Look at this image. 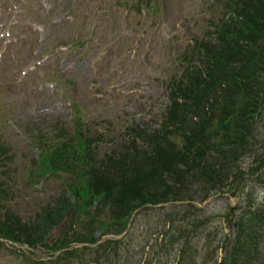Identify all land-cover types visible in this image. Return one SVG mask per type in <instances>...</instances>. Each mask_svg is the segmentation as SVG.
I'll use <instances>...</instances> for the list:
<instances>
[{
    "label": "rangeland",
    "instance_id": "rangeland-1",
    "mask_svg": "<svg viewBox=\"0 0 264 264\" xmlns=\"http://www.w3.org/2000/svg\"><path fill=\"white\" fill-rule=\"evenodd\" d=\"M230 1L0 0V220L8 214L32 222L57 199H74L65 185L69 177L79 187L77 174L45 170L40 178L35 172L63 132L65 138L79 133L83 143L88 139L80 149L96 160L133 143L150 148L137 132L161 125L169 103L165 83L181 74L194 37L214 35L211 21L219 23ZM261 122L256 148L264 140ZM239 164L247 172L256 162L245 154ZM259 174L247 172L236 183L231 174L229 188L204 200L199 194L139 203L121 232L114 231L118 225L109 232L105 226L94 231V244L71 246L81 249L79 264H243L249 253L241 236H261L258 245H264ZM67 218L50 236H75ZM0 241V264H28L24 255L50 264L59 254ZM107 241L116 253H101ZM263 256L246 264H264ZM227 257L230 262H223ZM72 264H78L75 258Z\"/></svg>",
    "mask_w": 264,
    "mask_h": 264
},
{
    "label": "trees",
    "instance_id": "trees-1",
    "mask_svg": "<svg viewBox=\"0 0 264 264\" xmlns=\"http://www.w3.org/2000/svg\"><path fill=\"white\" fill-rule=\"evenodd\" d=\"M211 25L214 35L210 31L203 38L194 37L181 74L165 83L169 103L161 125L149 133L137 132L150 148L138 149L133 143L131 149L96 160L92 152L80 149L82 144L88 147V139L83 143L79 133L65 138L63 132L45 149L38 160L42 167L35 172L40 178L45 170L77 174L79 187L68 182L67 176L65 185L76 196L57 199L32 222L23 223L7 214V220H0V238L30 248L42 246L51 254L59 251L50 264H72V258L79 264L81 249L71 244H94L98 240L94 231L105 226L109 232L118 225L114 231L121 232L139 203L194 200L199 194L204 200L229 188L231 174L233 183L247 172L264 174V140L256 148L260 140L255 138L264 118V0L227 2L219 23L211 21ZM245 154H252L256 162L247 172L239 164ZM100 171L103 174L98 175ZM66 218L73 223L75 236H50ZM85 229L88 234L81 236ZM244 238V250L249 253L245 260L260 261L257 254L264 255V245H258L261 236ZM109 243L100 245L101 253L113 248ZM100 256L95 254V262L99 263ZM23 257L28 264L43 263ZM232 258L235 263L236 255ZM245 260L239 262L246 264ZM223 262L229 263L230 257Z\"/></svg>",
    "mask_w": 264,
    "mask_h": 264
},
{
    "label": "water",
    "instance_id": "water-1",
    "mask_svg": "<svg viewBox=\"0 0 264 264\" xmlns=\"http://www.w3.org/2000/svg\"><path fill=\"white\" fill-rule=\"evenodd\" d=\"M231 210H232V208H231Z\"/></svg>",
    "mask_w": 264,
    "mask_h": 264
}]
</instances>
